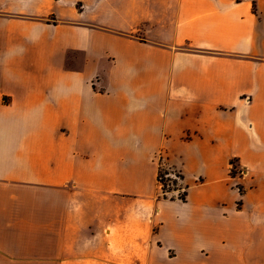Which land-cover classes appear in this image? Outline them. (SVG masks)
I'll use <instances>...</instances> for the list:
<instances>
[{
	"label": "crops",
	"instance_id": "crops-1",
	"mask_svg": "<svg viewBox=\"0 0 264 264\" xmlns=\"http://www.w3.org/2000/svg\"><path fill=\"white\" fill-rule=\"evenodd\" d=\"M0 264H264V0H0Z\"/></svg>",
	"mask_w": 264,
	"mask_h": 264
},
{
	"label": "built area",
	"instance_id": "built-area-1",
	"mask_svg": "<svg viewBox=\"0 0 264 264\" xmlns=\"http://www.w3.org/2000/svg\"><path fill=\"white\" fill-rule=\"evenodd\" d=\"M159 172H162V168L165 167V165L163 164V159L161 158V156L159 157ZM169 168V167H168ZM230 169H233V165L231 164L230 165ZM164 177L166 178H169L170 179V182H181V176L179 174V172L177 170H175L174 168H171V172H167V174L164 175ZM159 184V188H160V191H161V188L162 187V183L161 182H158ZM176 192H181L180 194H176L174 197L175 198H178L183 194L184 192V189L181 188L180 190L176 191Z\"/></svg>",
	"mask_w": 264,
	"mask_h": 264
},
{
	"label": "rangeland",
	"instance_id": "rangeland-1",
	"mask_svg": "<svg viewBox=\"0 0 264 264\" xmlns=\"http://www.w3.org/2000/svg\"><path fill=\"white\" fill-rule=\"evenodd\" d=\"M167 172H171V168L170 167L168 168L167 166L163 167L161 174L165 175V173H167ZM167 180H170V179L164 177V181L167 185L165 188L168 191L166 193V197L170 198V197H174L176 194H180L181 192H176V191H178L182 188L181 182H177V183L173 184V182H170Z\"/></svg>",
	"mask_w": 264,
	"mask_h": 264
},
{
	"label": "trees",
	"instance_id": "trees-1",
	"mask_svg": "<svg viewBox=\"0 0 264 264\" xmlns=\"http://www.w3.org/2000/svg\"><path fill=\"white\" fill-rule=\"evenodd\" d=\"M165 174H167V173H165ZM167 181H170V180H167ZM158 182H161L162 183V187H163V188H161L160 198L161 199H173V197H170V198L166 197V193L168 191L166 190L165 187L167 185H166V183L164 181V175H162L161 172L158 173ZM173 184H175V182H173ZM179 200L182 201V202L185 200V190H184L183 194L179 197Z\"/></svg>",
	"mask_w": 264,
	"mask_h": 264
}]
</instances>
